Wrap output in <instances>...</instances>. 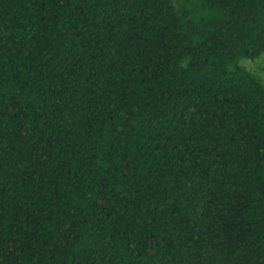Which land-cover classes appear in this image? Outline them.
Here are the masks:
<instances>
[{"label":"trees","instance_id":"obj_1","mask_svg":"<svg viewBox=\"0 0 264 264\" xmlns=\"http://www.w3.org/2000/svg\"><path fill=\"white\" fill-rule=\"evenodd\" d=\"M264 0H0V264H264Z\"/></svg>","mask_w":264,"mask_h":264},{"label":"rangeland","instance_id":"obj_2","mask_svg":"<svg viewBox=\"0 0 264 264\" xmlns=\"http://www.w3.org/2000/svg\"><path fill=\"white\" fill-rule=\"evenodd\" d=\"M239 63L257 76L264 84V51L253 58H241Z\"/></svg>","mask_w":264,"mask_h":264}]
</instances>
